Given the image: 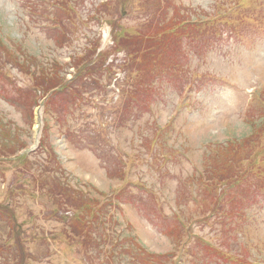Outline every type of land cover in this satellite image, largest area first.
<instances>
[{"label":"rangeland","instance_id":"rangeland-1","mask_svg":"<svg viewBox=\"0 0 264 264\" xmlns=\"http://www.w3.org/2000/svg\"><path fill=\"white\" fill-rule=\"evenodd\" d=\"M23 1L0 0V39L8 51L19 56L22 64L50 67L57 60L64 67L72 63L70 55L76 47L88 48L94 38V48L106 56L107 64L124 62L133 46L141 48L142 55L154 65L150 75L144 73V83L134 84L133 95L141 97L144 104H152V109L146 111L131 104L120 125L118 116L123 106L128 108L125 92L131 91V87L117 95L108 85L94 89L93 84L85 92L83 104L72 108L78 114L76 118L69 115L55 120V100L48 105L46 98L41 99L43 91H34L35 76L24 65L18 67L7 61L6 52L3 54L0 202L16 211L25 246L23 258L10 259L8 264L264 262V194H252L253 188L257 189L255 184L264 183V136L260 135L264 117L259 115L264 107V97H260L264 88V16L256 20L259 16L254 11L264 15V0H76L80 5L78 13L56 12L64 31H48L39 26V12L30 17ZM100 1L106 2L103 10L112 9L111 14L103 15V28L89 15L94 14L90 12L93 4ZM124 12L136 14H125L124 18ZM181 20L190 22L179 27ZM171 29H175V34ZM201 30L213 31L216 43L209 41L208 34H201ZM147 35H154L155 39H148ZM158 62L163 67L174 65L173 71L169 69L171 78H155L159 74ZM67 74L71 76L67 79L72 78ZM127 76L129 72L119 69L116 75L103 73L99 81L105 84L118 78L124 82L128 81ZM11 98L18 105L25 101L34 118L28 111H19ZM186 107L192 113H187ZM115 109L119 110L113 113ZM249 118L256 120L255 128ZM104 119L112 124L106 131L99 128ZM83 125L88 134L94 133L96 137L95 150L87 148L84 141L80 145L73 143L76 135L82 134ZM6 133L8 138L17 137L28 149L29 160L19 161L25 151L2 158ZM71 133L73 136L68 138ZM105 133L109 134L106 138L102 136ZM42 138L47 148L57 146L64 162L69 155L73 158L65 165L72 182L66 179L67 174L60 175L58 182L67 180L71 186L78 185L94 195L97 205L90 216L99 218L94 220L85 239V231L76 235L66 227L69 219L78 220L79 211L64 205L59 212L61 217H55L59 207L34 185L32 175H39L44 169L41 167L53 160L44 149L30 151L39 148ZM108 139L120 145L126 166L120 165V154L107 145ZM235 140L237 145L228 144ZM243 141L248 145L240 147L238 144ZM7 142L10 145L9 139ZM217 142L223 145L215 146ZM210 145L219 148L218 153L211 151ZM17 169L24 170L29 178L24 180ZM59 171L55 167V172ZM176 176L186 179V186ZM198 178H202L199 192V183H192ZM87 181L97 188L81 184ZM223 181L243 185L230 191ZM132 182L143 183L155 195L138 192ZM225 192L231 195L223 198ZM231 199L230 207L241 212L237 229L214 213L220 207L229 211L225 202ZM156 200H167L174 206L169 213L163 211L167 220L157 213ZM110 202L117 203L122 210L110 206ZM8 218L0 213V243L11 241L8 222H12ZM179 220H183L185 229ZM122 231L123 236L115 233ZM200 239H210L222 246L230 244L226 256H234L236 261L225 262L220 253L203 248ZM140 246L146 248L143 253L138 250ZM150 252L158 253L153 256ZM166 254L173 257L168 259ZM136 255L139 260L131 262ZM4 258L0 257V264H7Z\"/></svg>","mask_w":264,"mask_h":264},{"label":"trees","instance_id":"trees-1","mask_svg":"<svg viewBox=\"0 0 264 264\" xmlns=\"http://www.w3.org/2000/svg\"><path fill=\"white\" fill-rule=\"evenodd\" d=\"M30 1H32L31 9L33 15H36L39 12L42 17L52 21L54 26L57 21L60 22L56 12L70 11L73 13V6L71 5L73 0H57V4L62 7L61 9H55V2H50L49 0ZM130 50L131 52H129V63L126 65L130 73V83L132 84V87H135L134 84L138 81H142L141 83L145 82L143 79L144 73H148L149 75L152 73L151 70L154 62H151V60L147 56L144 57L142 55L141 48H136L133 46ZM5 52L7 55V61L14 63L18 67L24 65L27 71L31 72L28 73L35 76V87L42 90L44 94H48L47 96L42 95V97H46V102L48 103V105L50 104V102H53L55 100V104H58V106L55 108V117H60L62 119L69 115L74 116L72 107L74 106V102L76 101L74 97V95L76 94L75 89L81 88V91L77 92V94L82 97V89L86 91L90 84L87 81H84V77H89L90 75L96 76L95 73L96 71H98V67L90 68V66H88L89 56H77L78 54H80L78 52L72 56V59L74 60V66L78 70L77 76L75 79H73V82L67 81L65 80V78L60 76L59 70L61 69V65L59 64V61L55 60V65H52L50 67H43L37 64H22L19 56L15 54V52L8 51L4 47L3 42L0 39V73L2 71V61L4 58L3 54ZM34 65L36 66V68H33ZM157 66L158 68L163 69V65L161 66L159 62L157 63ZM38 69H41V71H39ZM90 70L96 71L90 72ZM161 73H163V71H161ZM24 103L27 107H29L26 102ZM30 114L32 115L31 110ZM4 139V142H2V146H4V149L2 150V158L7 157L9 153H13V157L21 149H23V146L20 144L21 141L17 137H15V139L8 138V134L6 133ZM8 139L10 140V145L7 142ZM23 160L25 162V156L19 159V161ZM55 163H57L56 159ZM46 169L49 168L46 167ZM59 174H64V172L56 173L55 176L49 179V181L47 180L46 185L43 187L46 189V193L53 199L55 205L58 206L59 209H62V207L65 205L79 211L80 214L77 216L78 220L75 221L73 220V218L69 219L68 221H66V227L67 229L71 228V231L76 235H79L85 231L82 234L83 238L85 239L89 236L88 231H91V226L95 224L94 220L99 218H92L90 216L94 211L93 208L97 205L94 199V195L91 194V191L83 190V188L79 187L78 185L71 186L67 181L69 180L68 178H66L67 180L58 182L60 179ZM9 195L11 197H14V194L9 193ZM0 210L6 212L7 217H9L7 221L10 220L12 222V224L8 222L11 233L9 235L11 237V241H3L0 243V257H5L4 260H6V263L8 264L10 259L16 260V258H19L21 260L23 258V254L25 253V246L22 241V234L20 233L21 226L18 222V218L16 216V211L14 210V208L8 204L0 202ZM77 228H79V230H77ZM115 255L117 254L115 253Z\"/></svg>","mask_w":264,"mask_h":264}]
</instances>
